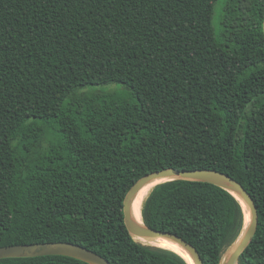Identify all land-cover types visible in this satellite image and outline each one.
Masks as SVG:
<instances>
[{"label": "trees", "instance_id": "obj_1", "mask_svg": "<svg viewBox=\"0 0 264 264\" xmlns=\"http://www.w3.org/2000/svg\"><path fill=\"white\" fill-rule=\"evenodd\" d=\"M0 0V247L67 242L110 264H188L135 241L123 200L161 169L240 183L264 264V0ZM143 222L220 264L244 214L225 190L153 187ZM0 264H87L65 256Z\"/></svg>", "mask_w": 264, "mask_h": 264}, {"label": "water", "instance_id": "obj_2", "mask_svg": "<svg viewBox=\"0 0 264 264\" xmlns=\"http://www.w3.org/2000/svg\"><path fill=\"white\" fill-rule=\"evenodd\" d=\"M262 29L264 36V12ZM169 181L211 184L225 190L239 202L244 214L243 227L238 237L223 253L220 260V264H238L241 254L248 247L255 235L258 225L257 208L249 193L240 183L228 175L214 170H176L174 168H166L151 172L138 179L127 191L123 200V223L129 235L135 241L143 244H147V242L155 244L160 239L167 241L178 247L191 260V264H203L198 251L192 244L176 234L152 229L143 222L142 217L141 222H138L133 216V203L144 187L152 185L153 188L156 185ZM179 255L190 264L183 255ZM43 256H65L87 264H110L108 260L97 253L67 242L0 247V260Z\"/></svg>", "mask_w": 264, "mask_h": 264}, {"label": "bare ground", "instance_id": "obj_3", "mask_svg": "<svg viewBox=\"0 0 264 264\" xmlns=\"http://www.w3.org/2000/svg\"><path fill=\"white\" fill-rule=\"evenodd\" d=\"M151 189H152V185H148V186L144 187L140 191V193L137 195V197L133 203L132 213H133L134 218L138 222H141V207H142L143 201L145 200V198L147 197V195L149 194ZM156 242L157 243H155V244L153 242H150V243L147 242V244L155 245L158 247H162V248H166V249H170L172 251H175V252L183 255L186 258V260L191 264V260L175 245H173L167 241L161 240V239L157 240Z\"/></svg>", "mask_w": 264, "mask_h": 264}, {"label": "rangeland", "instance_id": "obj_4", "mask_svg": "<svg viewBox=\"0 0 264 264\" xmlns=\"http://www.w3.org/2000/svg\"><path fill=\"white\" fill-rule=\"evenodd\" d=\"M222 2L223 0H220L216 5H215V11H214V23L216 25V23H218V20H219V16H220V8H221V5H222Z\"/></svg>", "mask_w": 264, "mask_h": 264}]
</instances>
